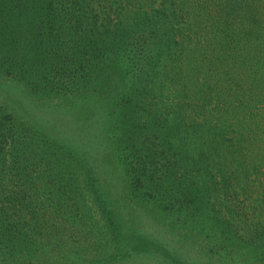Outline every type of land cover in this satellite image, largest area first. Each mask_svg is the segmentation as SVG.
<instances>
[{"label": "trees", "instance_id": "16d2710c", "mask_svg": "<svg viewBox=\"0 0 264 264\" xmlns=\"http://www.w3.org/2000/svg\"><path fill=\"white\" fill-rule=\"evenodd\" d=\"M117 77L123 85L106 97L107 108L134 191L143 188L163 210L178 196L190 204L180 206L186 216L174 214L178 220L192 216L191 205L204 208L217 223L199 224L212 255L264 264V193H248L264 186V0H0V82L85 103L103 98ZM9 109L0 101V173L23 168L16 157L5 162L7 146L20 156L30 148L39 156L53 152L56 162L59 156L87 168L111 247H124L104 260L133 257L135 239L101 192L89 158L22 125ZM14 176L13 188L0 183V259L33 264L47 210ZM248 197L263 201L254 213L244 210ZM153 249L164 263L185 264L162 245Z\"/></svg>", "mask_w": 264, "mask_h": 264}, {"label": "rangeland", "instance_id": "374dc122", "mask_svg": "<svg viewBox=\"0 0 264 264\" xmlns=\"http://www.w3.org/2000/svg\"><path fill=\"white\" fill-rule=\"evenodd\" d=\"M122 80L121 77L109 80L103 90V98L85 103L78 102L74 97L30 92L16 82H0V101L10 108L12 115L21 119L22 125L60 137L89 158L90 166L96 167L101 192L118 214L126 234L135 239L134 244H137L133 257L122 260L114 256L117 259L113 257L111 261H106L113 250H117L115 255H119L124 247H119L121 250L112 248L113 242L101 206L86 179L87 168L76 163L73 165L59 156L56 162L51 157L53 152H43L39 156L30 148L20 156L19 152L7 146L5 162L11 164L16 157L23 168L7 169L5 174L0 173V183L3 179L9 180V187H15L18 178L14 174H18L27 182V187L32 188L28 189L27 198L34 204L46 206L47 210L44 228L37 232L40 241L36 240V243L39 242L41 247L35 253L40 255L35 257L33 264H167L159 259L162 255L156 259L153 253H149L151 248L154 247L155 251L160 245L180 263L236 264L209 252L208 240L199 224L208 220L211 227L217 223L211 221L212 218L204 208L191 205L192 216L178 220L174 214L180 212L186 216L183 211H179L180 206L190 205L178 196L174 199V206L169 205L171 208L163 210L147 193L142 192L143 188H139L141 192L134 191L120 158V151L114 144L115 134L109 113L112 105L109 111L107 108L110 101L106 97L112 96L117 85H123ZM123 88H126V83ZM107 91L110 94L105 95ZM35 147L40 149L39 146ZM137 162L135 165L142 171L140 160L137 159ZM240 171L238 167L237 174ZM146 189H149L148 184L144 186V191ZM256 189L264 193V186H254L248 188L249 195L258 194ZM262 203L261 200L256 203L253 197H248L243 207L254 213ZM258 218L264 226V212ZM259 244L261 248L264 247L263 238ZM144 245L147 246L143 250ZM32 247L35 250L37 244ZM233 247L238 250V246ZM213 248L217 251L216 245ZM0 264L7 262L2 258Z\"/></svg>", "mask_w": 264, "mask_h": 264}]
</instances>
